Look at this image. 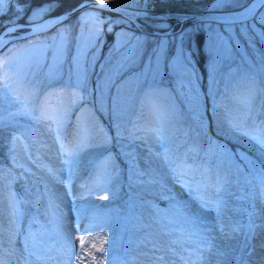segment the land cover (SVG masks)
<instances>
[{"label": "rangeland", "instance_id": "1", "mask_svg": "<svg viewBox=\"0 0 264 264\" xmlns=\"http://www.w3.org/2000/svg\"><path fill=\"white\" fill-rule=\"evenodd\" d=\"M105 1L155 9L158 3L176 4L185 0H148L147 4ZM195 1L199 2L197 9H208L237 6L245 0H225L219 6H214L215 0ZM28 2L4 0L0 14L8 11L13 16L20 15ZM45 8V5L34 8L27 19L42 18ZM258 14L264 16V7ZM101 15L96 8H87L75 18L78 25L74 33L70 23L64 22L48 34L11 42L0 53L5 126L16 127L8 161L0 163V222L3 225L0 259L4 264H185V261L247 264L246 259L250 264H257L259 257L251 248L250 239L255 230L264 231L260 178L256 173L248 174L247 168H243L246 175L241 177L233 162L223 159L218 146L232 151L239 148L260 167L262 157L255 143L245 146L243 141L247 138L243 136L238 143L232 126L241 123L237 101L250 80L258 89L256 106H264L260 91L264 90V35H261L264 25L256 23L254 29L247 27L241 31L240 23L195 21L175 30L169 21L157 20L155 25L170 27L149 34L132 28V21L123 16L103 19ZM122 22L124 25L115 30L114 41L104 50V31L112 29L113 23ZM229 27L234 30L225 33ZM200 29H203L208 54L209 48H213L207 64V89L202 86L201 72L193 55L192 35ZM181 32L189 34L184 45L191 61L187 73L168 67L176 52L173 38ZM215 33L224 35L223 43L209 40V35ZM61 37L68 46L62 64L53 57ZM161 41H167V47L157 59L153 53ZM78 46L86 56L81 68L87 69V78L79 87L71 62ZM192 72L194 76L189 75ZM49 73L56 74V79L49 80ZM38 92L51 93L50 103L63 105L67 127L62 139L69 150H78L75 158L59 154V145L54 133L48 131L47 122L9 115L21 110L13 101L18 98L29 103L33 93ZM158 127L165 129L174 150L186 154L207 176L212 177L214 166L226 167L221 180L230 182L224 194L229 208L223 216L218 218L211 210L200 211L174 179H167L164 187L147 182L149 177L145 173L159 164L155 156L150 159L149 155L159 149L154 134L149 131ZM81 143L84 146L79 150ZM31 147L57 171L58 182L51 183L42 165L32 157ZM46 157L52 159V164ZM64 159H70V163L64 164ZM15 166L39 176L44 187L48 184L57 194L58 208L54 209L57 236L50 233L32 208L33 197L17 190L13 180ZM172 197L187 202L200 217L202 235L198 239L188 241L185 237L169 244L168 238L161 235L160 224L154 222L159 220L163 224L173 218L177 210ZM15 201L21 202L24 212L18 222L13 221L9 208V202ZM249 205L255 209L252 219L256 227L250 235L246 227L233 232L232 225L247 224ZM29 225L39 247L34 249L30 239L25 252L19 233L28 231ZM170 227L176 229L172 234L176 237L187 226L181 221ZM202 241H206L203 247ZM167 246L175 252L168 251ZM33 251L40 256L39 260L30 255ZM160 256L164 257L163 261ZM100 257L103 261H99Z\"/></svg>", "mask_w": 264, "mask_h": 264}, {"label": "snow or ice", "instance_id": "2", "mask_svg": "<svg viewBox=\"0 0 264 264\" xmlns=\"http://www.w3.org/2000/svg\"><path fill=\"white\" fill-rule=\"evenodd\" d=\"M101 3H104V0H100ZM129 3H145L147 4L148 0H128ZM4 3V0H0V5ZM88 3V0H83V3L80 7H85ZM225 0H215L214 6L223 5ZM257 3L264 5V0H255L251 3L250 6L245 7L242 12L237 17H233L229 21H225L228 24L240 23L242 25L241 31L247 27L255 28V24L259 23L264 25V16H260L256 11ZM109 11L117 10L123 11L125 16L131 18L134 14L129 13L126 10H120L116 8L115 4H109L107 9ZM253 20L254 23L247 24L246 22ZM31 23V20L29 21ZM14 28H9L8 31H13ZM109 30H111L109 28ZM233 28H225L224 32L229 33L233 31ZM98 34V33H97ZM187 33L181 32L173 38V42L176 44V52L174 58L170 60L168 67L172 71L187 73L188 68L191 66V61L189 59L190 52L185 48V40L188 38ZM261 35H264V31L261 32ZM224 35L221 33H215L209 35V40L212 42L223 43ZM137 44L140 43L139 37L136 38ZM167 41H161L159 46L154 50V56L159 59L161 50H166ZM213 51V48H209V52ZM68 46L67 43L63 41L61 37V43L57 46L55 52L53 53L54 59L58 63H63V57L67 55ZM86 60L84 51L78 46L76 48V53L71 57V62L74 68V75L77 78V87L80 86L83 80L87 78V69L86 67L81 68V64ZM211 63L215 64V61L212 60ZM29 70H31L32 65H28ZM190 76H194L195 73H189ZM47 78L49 80L56 79V74L49 73ZM191 83V80L189 81ZM194 90V85H193ZM258 89L256 88L254 82L251 80L247 85L245 93L239 97L237 103L239 105V112L241 115V123L235 124L232 126V132L237 134V142L240 143V136L246 137L247 139L243 141L245 146L255 143L257 146V151L262 157L260 159V167H257L255 161L249 158V156L241 151L239 148L235 151L229 150L224 146H218V149L221 150L223 159L225 161L231 160L234 164L235 171L240 174L241 177H245V172L243 168L248 169V174L256 173L260 178L259 190L261 195L264 196V106L257 107L255 103L256 95ZM261 94L264 95V90H260ZM49 93L45 95L43 92L33 93L32 100L29 103H24L18 98L13 101L21 109L19 112L10 113V116H23L25 118H31L37 123L47 122V128L49 132L54 133L55 141L59 145V154L61 156H67L70 158H75L78 155V150H69L68 146L63 142V135H65V129L67 127L65 121L67 118V113L63 105H53L50 103ZM75 96V94H74ZM259 117V119H257ZM11 123V121H9ZM5 126V116L3 114V92L0 91V128ZM154 134L156 143L159 145L157 153L150 152L151 157L155 156L159 161V164L154 168H149L147 175L149 177L148 183L154 184L157 187H164L165 181L167 179H174L177 183L181 184V187L187 192L189 200L196 203L199 210H211L214 211L217 217L223 216L229 208L228 201L224 198V194L227 193L226 185L230 183L229 181H222L221 178L217 175L216 177L207 176L201 169H198L194 166V163L190 158L184 154L181 155L174 150V146L169 144L168 137L165 134V129L163 127H158L150 129ZM15 137L13 140L15 141ZM83 144L78 145V149L82 150ZM40 157L37 156L36 160H39ZM29 160H32V157L29 156ZM239 161V162H237ZM35 163V161H33ZM64 164H69L70 159H64ZM38 168L41 167L40 164L36 165ZM243 166V167H242ZM44 171L47 173L52 184H55L59 181V176L57 171L48 165H43ZM199 176V179L196 177ZM70 177V174H69ZM44 194L47 197L46 207L48 209V214L56 217L54 209L58 208L56 203L58 197L55 191L49 187L48 184H45ZM173 205L176 208V212L173 215V218L168 220L166 223L161 224L159 220H156L154 223L160 224V233L162 236H165L169 240V244H176L181 239L187 238L188 241L193 239H198L202 232L200 230V217L197 215L187 202L176 200L175 197H172ZM20 201L9 202V208L14 222H18L24 216L23 210L20 208ZM248 211V222L246 225L237 223L232 225V231L235 232L240 228L246 227L248 229L249 235L252 233L256 227L255 222L252 217L255 215V209L252 205H249ZM183 222L186 225V228H181V235L173 237V233L176 231L175 228L170 227L171 225L177 224L178 222ZM34 222V221H33ZM3 225L0 222V231H2ZM23 239L24 251H28V241L31 239L32 247L38 249L39 245L37 243V236L31 231V225H29V230H21L19 233ZM206 244V241L201 242V247ZM168 251L175 252V249L167 246ZM186 247L185 245L181 246V252ZM37 260L40 259V256L36 251L30 253ZM164 257L160 256V260L163 261ZM181 259L183 257L181 256ZM0 264H4L3 259H0ZM185 264H190L189 261H185ZM195 264V262H191Z\"/></svg>", "mask_w": 264, "mask_h": 264}, {"label": "trees", "instance_id": "3", "mask_svg": "<svg viewBox=\"0 0 264 264\" xmlns=\"http://www.w3.org/2000/svg\"><path fill=\"white\" fill-rule=\"evenodd\" d=\"M28 4L25 7V10H23L22 13H20V15H16L13 16L11 15V12H4L1 14L0 18H1V22L4 24L5 23H10L12 21H26V16L31 12V10L37 6H41V5H46V9L44 12V15H48V14H56V13H60L63 11H66L68 9H70L74 4H76L77 2H79L80 0H28ZM159 4V3H158ZM156 5V10H193L198 8V4L199 2L195 1V0H185L182 3H164V4H159ZM171 5V6H170ZM227 7H236V6H230L228 5ZM100 13L102 14V18H109V17H113V16H117L118 14L112 11H108V10H104V9H99ZM77 15H73L70 18H68L69 23L71 24V28L72 30L75 31V29L77 28V21L76 19ZM139 23L140 26L143 28V30H145V32H152L153 29L156 28H160L162 29V27H158L156 24V20L151 19V18H147V17H139ZM187 23H183V26L188 24ZM122 23H115L114 26L118 27L119 25H121ZM172 25L175 26V28H178V26L180 25L178 22H173L171 23ZM114 36V32L113 31H107L106 35H105V44H104V50H106L105 48H107V46L109 45V43H112L113 41V37ZM193 39L195 40V50H194V54L196 57V60L198 62L197 65H199L201 67L202 70V75L204 78V81L207 79V67H206V58H207V54L206 51L204 49L203 46V31L202 30H198L196 32H194L193 35ZM205 85V83H204ZM203 85V86H204ZM12 130L9 129H5V128H0V160H4L7 156L8 150L10 148L11 145V141H10V136H11V132ZM16 170V178H15V183L17 184L18 188L22 190L26 189L27 192L29 194H31L32 196H34L36 193V190H41L42 191V184L39 181V178L36 176H33L32 173L24 171L23 169L19 168V167H15L14 168ZM45 194L42 192V196L39 200V203L35 202L34 203V207L37 208L36 210L40 211V214L43 216L44 212H46V209L44 207V205L46 204L45 202ZM45 209V210H44ZM49 215V214H48ZM47 215V216H48ZM50 216V215H49ZM46 217V216H45ZM44 217V218H45ZM47 219V217H46ZM52 218L48 219L52 222L51 220ZM52 232L56 233V230L54 228V226L49 227Z\"/></svg>", "mask_w": 264, "mask_h": 264}, {"label": "water", "instance_id": "4", "mask_svg": "<svg viewBox=\"0 0 264 264\" xmlns=\"http://www.w3.org/2000/svg\"><path fill=\"white\" fill-rule=\"evenodd\" d=\"M255 2V0H252L248 5L245 7L250 6L251 3ZM83 3V0L80 1L78 4L73 6L70 10L55 14V15H50L47 16L41 20H38L36 22L28 23V24H11L5 27L0 32V48L8 41L12 39H16L18 37H24V36H29L33 34H37L40 32H43L44 30H48L52 26L62 22L65 20L67 17L71 16L72 14L79 12L80 10L84 9L85 7L88 8V6H97L101 7L104 9H107L109 4H115L117 9L120 10H126L129 13H133L134 15L131 17L135 16H146V17H151V18H157V19H167V20H180V21H186V20H217V21H229L233 17L239 16V14L242 12V10L245 8L243 7L240 10L236 11H198V12H172V11H152L148 9H141V8H133L130 6H125L117 3H110L107 1H104V3H101L100 0H88V3L85 7H80V5ZM261 5L257 3L256 9H258ZM118 13L123 14V11H117V10H112ZM124 15V14H123ZM128 17V16H127ZM129 18V17H128ZM20 27H28L26 31H22L20 33H15L14 35H8L4 36L6 32L8 31L9 28H20Z\"/></svg>", "mask_w": 264, "mask_h": 264}, {"label": "bare ground", "instance_id": "5", "mask_svg": "<svg viewBox=\"0 0 264 264\" xmlns=\"http://www.w3.org/2000/svg\"><path fill=\"white\" fill-rule=\"evenodd\" d=\"M48 162L52 164V159L50 157H46ZM28 167V166H27ZM212 170V177H216L217 175L221 178L222 177V173L225 172L227 169L226 167H224L223 165H217L214 166ZM251 236L253 237V239L251 240V244L252 245V249L254 250V252L257 253L258 257L257 260L255 261L257 264H264V231L260 230V231H256L253 232L251 234ZM102 257L99 258V261H103V259H101ZM246 263L250 264L248 262V260L246 259Z\"/></svg>", "mask_w": 264, "mask_h": 264}]
</instances>
